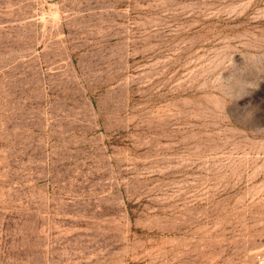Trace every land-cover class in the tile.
<instances>
[{"label":"rangeland","instance_id":"374dc122","mask_svg":"<svg viewBox=\"0 0 264 264\" xmlns=\"http://www.w3.org/2000/svg\"><path fill=\"white\" fill-rule=\"evenodd\" d=\"M264 0H0V264H260Z\"/></svg>","mask_w":264,"mask_h":264},{"label":"built area","instance_id":"2783aa9c","mask_svg":"<svg viewBox=\"0 0 264 264\" xmlns=\"http://www.w3.org/2000/svg\"><path fill=\"white\" fill-rule=\"evenodd\" d=\"M258 262H259L260 264H264V258H263V257H259V258H258Z\"/></svg>","mask_w":264,"mask_h":264}]
</instances>
